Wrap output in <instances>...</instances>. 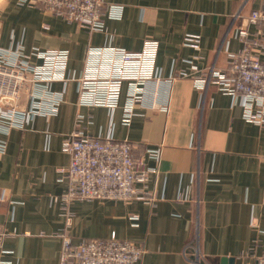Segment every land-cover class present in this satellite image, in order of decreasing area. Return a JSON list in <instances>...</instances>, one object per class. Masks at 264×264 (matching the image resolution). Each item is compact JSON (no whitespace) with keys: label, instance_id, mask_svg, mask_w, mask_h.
I'll use <instances>...</instances> for the list:
<instances>
[{"label":"crops","instance_id":"0c3cea01","mask_svg":"<svg viewBox=\"0 0 264 264\" xmlns=\"http://www.w3.org/2000/svg\"><path fill=\"white\" fill-rule=\"evenodd\" d=\"M105 1L121 6V17L89 33L30 3L0 0V50L66 51L72 79L89 47L138 52L150 39L163 82L148 88L129 125L122 124L127 83L115 109L80 107L74 81L53 83L63 93L56 115L0 132V264L58 263L67 217L53 199L67 189L57 169L69 165L62 145L77 114L85 134L137 145L147 169L138 186L156 200L71 202L65 233L73 243L115 235L145 249L136 264H254L264 252V128L247 122L231 96L215 86L198 90L193 80L227 68V55L243 47L241 26L251 39L264 30L248 23L264 0ZM192 36L196 46L185 45Z\"/></svg>","mask_w":264,"mask_h":264},{"label":"built area","instance_id":"2783aa9c","mask_svg":"<svg viewBox=\"0 0 264 264\" xmlns=\"http://www.w3.org/2000/svg\"><path fill=\"white\" fill-rule=\"evenodd\" d=\"M20 3L40 7L89 33L103 31L106 18L119 19L122 14L121 6L105 0H20ZM259 22L264 26V11H252L248 23ZM237 36L243 47L227 55V68L212 67L201 73L194 78V87L203 91L215 86L235 99L247 122L264 128V30L251 39L246 27L241 26ZM197 42L194 36L184 39L185 45L196 46ZM157 50V42L150 39L144 41L138 52L89 47L82 72L72 79L66 77V51L34 49L24 55L21 48L0 50V132L23 129L36 116L56 115L63 93L53 91L50 86L66 85L70 80L76 83L78 106L108 109L118 107L123 84L127 83L122 124L129 125L142 97L151 90L148 88L163 83L155 67ZM32 59L39 63H32ZM82 123L83 116L77 114L74 129L62 145L63 152L69 156V165L57 169L60 179L67 182L65 193L53 199L67 217L60 235L57 264H136L145 249L135 242L111 235L107 239H82L73 243L65 233L69 227L68 206L73 201H141L152 206L156 200L138 186L145 181L147 169L143 159L134 154L137 145L89 136L83 132ZM5 151L6 143L0 141V154ZM4 236L0 227V245ZM254 264H264V252L255 256Z\"/></svg>","mask_w":264,"mask_h":264},{"label":"water","instance_id":"95a60500","mask_svg":"<svg viewBox=\"0 0 264 264\" xmlns=\"http://www.w3.org/2000/svg\"><path fill=\"white\" fill-rule=\"evenodd\" d=\"M231 260H232V259H231ZM231 260L229 261V264H231V263H232V261H231ZM222 261H224V262H225V259H222Z\"/></svg>","mask_w":264,"mask_h":264}]
</instances>
